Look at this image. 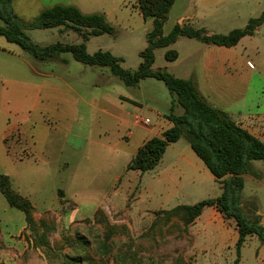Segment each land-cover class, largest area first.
I'll return each mask as SVG.
<instances>
[{
    "label": "rangeland",
    "instance_id": "374dc122",
    "mask_svg": "<svg viewBox=\"0 0 264 264\" xmlns=\"http://www.w3.org/2000/svg\"><path fill=\"white\" fill-rule=\"evenodd\" d=\"M192 1L176 0L175 8L163 26L164 35L177 24L176 10H182L181 7L190 10ZM133 3L135 5V0H12L10 9L24 22L33 21L44 9L57 4L74 5L84 14L106 13L115 33L92 38L87 44V52L93 54L98 48L101 51L109 49L112 55L122 59V68L135 71L142 61L138 55L147 46L146 34L152 26L151 20L143 21L132 10ZM218 10V17L207 18L193 26L205 28L208 34L226 35L234 29L244 28L249 19L257 18L264 11V0H224ZM26 35L41 47L59 42L81 43L77 34L72 32L69 37H64L54 29L27 31ZM0 47L20 56L0 52V71L3 68L9 72L11 81L19 82L18 86L9 83L3 88L8 104H4V111L0 105L1 129L24 123L25 109L32 108L35 103L41 80L30 75L31 68L47 70L54 66L49 62L39 63L3 37H0ZM215 48L195 39L180 37L174 44L154 51L151 71L164 70L179 79H192L195 84L198 81L205 95L199 94L213 107L227 112L234 121L241 119L242 115L264 111V24L253 36L242 38L235 47L220 48L221 54L214 53L211 60V51ZM169 50L177 52L176 61H166L165 53ZM64 55L71 59L70 54ZM71 61L68 69L72 77L68 83L76 92L72 96L78 102L77 117L72 122L46 117L43 125L33 124L31 129L35 137L44 138L49 133L53 141L62 143V140H68L72 146L79 147L83 144V153L74 159L70 150L64 147V152L51 160L49 175L30 177L28 191L34 209L31 224L24 221L21 211L9 207L0 193V264H75V260H81L83 264H202L189 252L188 226L184 224L180 211H167L177 205L215 199L218 192L213 180H206L198 172L194 175L189 169L186 175L174 178L175 185H171L154 181L155 168L146 172L143 179L136 171L125 172L123 169L130 158L129 150L139 142V138L127 141L125 136L129 132L135 135L145 133L157 121V114L169 113L171 96L166 86L152 78L143 79L136 86H126L108 68ZM210 62L213 63L212 80L205 77ZM57 64L63 67L61 62ZM12 107L17 109L12 110ZM102 109L115 117L127 115L124 119L128 124L135 116L142 121L149 119L150 123L141 122L123 128L116 119L102 113ZM181 113L182 109L176 108L175 114ZM31 129L29 139L33 138ZM15 133L12 138H20L18 132ZM118 141L129 142V146L124 151L108 154L104 146H115ZM178 146L187 147L193 153L185 138L180 139ZM65 162H70V167L72 164L74 168L63 167ZM252 163L256 171L263 169L261 161ZM77 165L83 166L80 171L75 169ZM205 171L210 175L208 170ZM115 176L120 177L118 194H115L118 202L96 208L94 199L81 202L79 206L59 199L62 198L61 191L66 198L89 190L110 195ZM199 179L203 191L189 194L190 186L186 184H198ZM136 187L138 192L135 190L130 195ZM167 196L171 198L167 199ZM243 196H253L264 216V177L260 184L246 177ZM160 208L169 210H157ZM258 242V238L253 237L244 243L241 264L252 263ZM259 249L260 253L264 250ZM235 259L233 247L231 252L208 257L204 262L234 264Z\"/></svg>",
    "mask_w": 264,
    "mask_h": 264
},
{
    "label": "trees",
    "instance_id": "16d2710c",
    "mask_svg": "<svg viewBox=\"0 0 264 264\" xmlns=\"http://www.w3.org/2000/svg\"><path fill=\"white\" fill-rule=\"evenodd\" d=\"M12 0H0V37L16 44L38 62H51L61 54H70L72 59L85 66L108 68L126 86H136L141 80L152 78L166 86L170 96L169 113L166 118L172 127L160 137L146 141L127 164V170L141 173L153 170L162 158L168 145L176 143L182 136L196 157L221 186V194L215 199H205L193 205H178L167 211H180L184 224L189 226L206 207H213L226 221L234 223L238 238L235 243L237 264L240 250L248 237L256 236L264 244V226L256 207L245 208L242 204L244 175L255 179L261 177L252 165L261 161L264 167V143L230 118L227 112L210 105L198 92L192 79H179L166 71H151L154 51L174 44L179 37L195 39L206 45L232 48L245 36H253L264 24V11L249 19L242 29H234L226 35L208 34L204 28L189 24H175L167 35L163 26L175 0H135V7L144 20H151V30L146 34V48L139 53L141 63L135 71L121 67L122 59L108 51L98 50L89 54L85 42L91 37L103 34L113 35L114 27L103 13L84 14L74 5H54L44 9L33 21L18 19L10 9ZM69 29L81 39L79 44L55 43L38 46L26 35L27 31ZM178 54L174 50L165 53L168 62H174ZM181 114H175L176 108ZM264 176V171H263ZM0 193L11 208L24 214V220L31 224L34 209L30 200L20 195L12 186L11 179L0 172ZM166 212V211H164ZM75 264H83L75 260Z\"/></svg>",
    "mask_w": 264,
    "mask_h": 264
},
{
    "label": "crops",
    "instance_id": "0c3cea01",
    "mask_svg": "<svg viewBox=\"0 0 264 264\" xmlns=\"http://www.w3.org/2000/svg\"><path fill=\"white\" fill-rule=\"evenodd\" d=\"M223 3L224 0H194L191 3L192 6L190 7L191 8L190 10L188 9V7H181L182 10H179L178 8L174 13V17L176 18L177 24H189L193 26L194 23L204 22L205 19L207 18L218 17V15H220V11L218 10L219 6ZM175 4H176V0L174 1V4L169 11L168 18L170 14L173 12L175 8ZM131 8L134 12H137L138 14L137 16H140L142 18L138 9L135 7L134 3L131 4ZM104 15L107 19L108 15L106 13H104ZM142 20L147 21L149 19L144 20L142 18ZM54 30H56L59 33V35H62L64 37H69L70 34H72V32L75 33L74 31L69 29L58 28ZM92 38L94 37L89 38L85 42L86 49H87V44L90 42ZM63 44H67V43H63ZM208 46H213V45H208ZM220 48L222 49L224 47H217L215 49H212L211 51L212 56L210 57L211 60L214 53L217 54L218 56L221 54ZM5 49H6L5 47H0V52L7 53L17 58H20V56L15 52H11ZM98 49L101 50L100 48ZM108 51L110 52L111 50L108 49ZM71 60L72 57L70 59V57L61 54L56 60L49 62L54 66L51 67L50 69L35 70L32 67L30 75L36 76L41 80L39 84V89L36 94V100L34 105L32 106V108L28 106L25 109L23 115V117L25 118L23 120L25 121L24 123L23 122L17 123L12 127L4 126L0 129V171L11 179L13 188L20 195L27 198L28 200H30L31 198V194L28 191V188H30L29 187L30 177L49 175L48 167H50L52 163L51 160L57 159L58 156L64 152V147L70 150L69 151L70 156L74 159L75 158L77 159L78 156L82 155L83 153L82 151L83 144H81V146L79 147V146H72V143H70L68 140H62L63 141V142L61 141L62 143L58 141H53L50 138L49 133L48 134L46 133L44 138L35 137L31 129V125L33 124L43 125L44 118L46 117L54 118L57 121L60 120L67 122H72L77 117L78 102L74 98V96H72V94L74 95L76 94V92L71 90V87L68 83L69 82L68 79L72 77L71 71L68 69V66L72 62ZM58 62H61L63 64V67L60 68L59 65L57 64ZM212 65H213L212 62L208 63L207 73L205 74V77L208 76L207 78H209L210 80H212L213 78ZM9 77H11L9 75V72H6L2 68V70L0 71L1 109L5 107L4 104L5 105L8 104L6 102L8 97H6V95L3 94L4 86L6 84L8 85L9 83H14L16 86L19 85V82L17 81L13 82L9 79ZM105 78L108 80V77ZM196 83H197L196 88L198 92L201 95H205L201 91V87L199 86L198 81ZM123 98L127 99L130 102H133L129 98H125V97ZM94 102H96V100H94ZM4 109L5 108H3V111ZM14 109L17 108H13L12 110ZM101 112L116 119L118 122H120V125L123 128H126L127 125L128 127H130L138 123H141L140 118L137 116L134 117L133 122L131 124L130 123L128 124L127 121L124 119V117L127 115H124L121 118L119 117V115L115 117L113 114L109 113L106 109H102ZM157 115H158L157 121L151 127H149V129H147L145 133L143 134L137 133L135 135L132 132H129L128 136L127 137L125 136V139L127 141L133 138H139L138 140L139 142L135 146V148L133 150L130 148L131 150H129L130 158L128 159L127 164L134 157L137 150L146 141H148L153 137H160L164 131L172 127V123L166 118L167 115L165 114H157ZM235 122L264 143V111L255 112V113L252 112L246 115H242L241 119H238ZM30 129L33 135L32 139L28 138V133H30ZM128 130L130 129L128 128ZM16 131L18 132L20 138L14 136L12 138V135H14ZM181 138L184 137L182 136ZM180 139L176 143L167 146L162 158L160 159L158 165L155 167L157 171H156V180L154 181L157 182L163 181L164 183L169 182L171 185H175L174 178H180L186 175V172L189 171L190 169L191 173L194 175H196L195 173L198 172L202 174L206 180L207 179L213 180L212 182H214L213 184H215L216 186L215 188L218 192V195L215 197L217 198L221 194L220 184L214 179V177L210 173H209L210 175H208V173L205 171L207 170L205 169L206 167L204 166V164L201 163V161L196 157L194 153L188 151L187 147L183 148L181 146H178ZM128 144L129 142L123 143L121 141H118L115 146L105 145L104 148L108 151V154H113V153L115 154L116 152L118 153L119 151H124L126 146H129ZM171 162H173L174 164H172ZM176 162H178V164H176ZM69 163L70 162L63 163V167L68 169L74 168L72 164L70 167ZM164 165H166V167H164ZM82 167L83 166L77 165L75 169L80 171ZM124 167L123 169L125 172L136 171V170H127L126 166ZM263 171H264V167L262 170L256 171L257 173L261 174V177H259L258 179H255L250 175H244L243 177L244 185L246 182V177L248 179L251 178L252 182H256L257 184H260V181L264 177ZM145 173L146 172L141 173L139 171H136V174L139 176L140 179H143ZM119 185H120V177L115 176L113 179L112 191H111V194L113 195L89 190L83 193L78 192L75 195L66 198L65 193L61 191L62 198L59 197L58 198L73 202L75 203L76 206H79L81 202L87 203V201L89 200L92 201L94 199L95 202L97 203L96 204L97 205L96 208H97V207H101L103 204L110 203L112 201L118 202L116 198L117 195L115 194H118ZM186 186H190L188 190L191 191V193H189L191 195H195L203 191V183H201L200 179L198 184H191V185L186 184ZM135 190H137L138 192V187H136L130 193V195ZM145 190L146 189L143 188V191ZM243 190H242V198H241L243 206L245 208H249L250 205H254L257 210L256 213L261 217V224L264 226V216L261 214L260 209L256 206V202L254 200L255 198L253 196H248V197L243 196ZM166 198L170 199L171 196H167ZM137 199L138 196L135 198V201ZM182 205H186V204H182ZM157 210H169V209L160 208ZM157 210H150V211L147 210V211L152 212ZM24 224L20 227V229L23 228ZM187 231H188L189 239L191 241L189 252H191L192 255L197 259H200V263L202 264H205L204 260L208 257L211 256L215 257V255H220L227 251L231 252L232 248L235 247V243L238 238L237 232L234 227V223L231 221L224 220L223 217L213 207L204 208L200 216H198L187 227ZM231 237L232 240L230 239ZM253 237L256 236L248 237L247 240ZM258 243L259 246L257 245L258 247L256 246V249L253 252L251 264H264V250L262 253H260L261 249H259V248L264 249L263 248L264 244L260 240ZM235 257H236V253H235ZM241 262L242 259H241V250H240V260L238 264H241Z\"/></svg>",
    "mask_w": 264,
    "mask_h": 264
},
{
    "label": "built area",
    "instance_id": "2783aa9c",
    "mask_svg": "<svg viewBox=\"0 0 264 264\" xmlns=\"http://www.w3.org/2000/svg\"><path fill=\"white\" fill-rule=\"evenodd\" d=\"M140 122H142L143 124L147 125V124L150 123V120H149V119H145V120L142 121V120L140 119Z\"/></svg>",
    "mask_w": 264,
    "mask_h": 264
}]
</instances>
